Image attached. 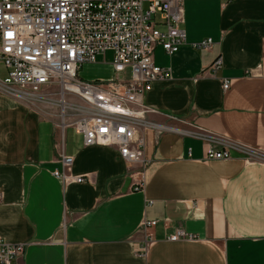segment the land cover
<instances>
[{"label":"crops","instance_id":"1","mask_svg":"<svg viewBox=\"0 0 264 264\" xmlns=\"http://www.w3.org/2000/svg\"><path fill=\"white\" fill-rule=\"evenodd\" d=\"M181 26L180 49L157 45L153 54L171 76L146 91V117L167 130H144L141 190L130 173L139 164L116 147L86 146L74 127L64 131L65 151L87 180L55 176L58 120L0 92V240L27 244L13 264H264V161L230 146L264 154V0H184ZM207 37L211 49L193 46ZM218 54L214 75L207 67ZM105 61L80 71L110 78ZM211 144L231 147L232 157L208 159ZM145 220L157 222L144 229ZM178 228L194 237L168 240ZM147 232L155 241L142 256Z\"/></svg>","mask_w":264,"mask_h":264},{"label":"built area","instance_id":"2","mask_svg":"<svg viewBox=\"0 0 264 264\" xmlns=\"http://www.w3.org/2000/svg\"><path fill=\"white\" fill-rule=\"evenodd\" d=\"M184 0H0V64L7 70L0 75V92L17 100L35 102L56 94L61 107L57 122L62 135L54 175L65 182H84L86 176L72 173L74 157L65 151L64 131L74 127L86 146L101 144L118 148L136 179V190L146 183V128L161 134L167 126L152 122L144 102L153 81L171 76V69L155 63V47L168 54L186 42L182 28ZM214 40L204 38L194 47L211 49ZM112 53L114 76L110 80H85L80 76L84 63H95L99 56ZM218 54L207 70L216 74L223 67ZM52 84L58 92H42ZM225 89L230 87L223 80ZM204 135V134H203ZM206 135V134H205ZM250 160L264 161V154L243 144H231ZM231 147L211 144L208 159H229ZM145 220L144 229L156 224ZM194 235L178 228L166 238L177 241ZM155 241L147 235L139 248L145 256ZM26 243L0 240V264H13L26 250Z\"/></svg>","mask_w":264,"mask_h":264},{"label":"rangeland","instance_id":"3","mask_svg":"<svg viewBox=\"0 0 264 264\" xmlns=\"http://www.w3.org/2000/svg\"><path fill=\"white\" fill-rule=\"evenodd\" d=\"M106 59L105 62H103V65L104 64H107V66H111L112 65V62H111V65H110V59L112 58V53L111 52H108L106 54V56L104 57ZM87 64H92V63H87ZM94 65V64H93ZM113 66V65H112ZM109 70L108 69H103V73H107ZM84 71L81 69L80 71V76L83 78V79H87V80H90V81H94L95 79H101V80H110V78H106L104 76H99L97 78H87L86 76L83 75ZM114 73V72H113ZM6 72H5V68H4V65L1 64L0 66V75L1 76H5ZM58 92V85L56 84H52L48 87H46L44 89V91H42L43 93L44 92H49V93H53V92ZM50 98H41L40 100H36L34 102V104H37L42 110H44V112H46L49 116H52L54 117L56 120H60V111H61V107L56 104V99L59 98V96H57L56 94H52L50 96H48Z\"/></svg>","mask_w":264,"mask_h":264}]
</instances>
